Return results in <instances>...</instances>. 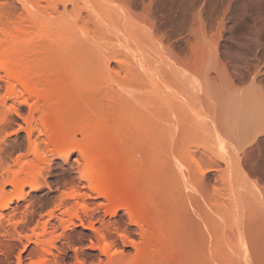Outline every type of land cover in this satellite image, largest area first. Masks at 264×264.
<instances>
[{
	"label": "bare ground",
	"instance_id": "1",
	"mask_svg": "<svg viewBox=\"0 0 264 264\" xmlns=\"http://www.w3.org/2000/svg\"><path fill=\"white\" fill-rule=\"evenodd\" d=\"M167 1L0 0L8 92L60 147L1 178L0 264H264V0L246 38L234 0Z\"/></svg>",
	"mask_w": 264,
	"mask_h": 264
},
{
	"label": "rangeland",
	"instance_id": "2",
	"mask_svg": "<svg viewBox=\"0 0 264 264\" xmlns=\"http://www.w3.org/2000/svg\"><path fill=\"white\" fill-rule=\"evenodd\" d=\"M197 1V0H196ZM208 1V0H206ZM258 1V0H257ZM256 0H234L231 2L230 11H229V24L226 26L227 32H231L235 35H242L244 38L246 33H249L251 28V22L256 23L258 20L252 21L251 16H246L245 11L249 12L250 10L254 12V6H256ZM168 4L170 1H167ZM178 2V1H177ZM179 1L178 4L175 3L174 5H170L172 7L171 9L178 8L180 5L184 4L186 5V1L183 0ZM191 3V1H187V3ZM195 2V0H192V3ZM211 5L207 6L206 9L207 12L211 10L212 12H216L217 10H220V8L226 3V0H210ZM189 3V4H190ZM191 3V4H192ZM167 3H165L166 7H169ZM168 5V6H167ZM176 6V7H175ZM178 6V7H177ZM251 6V7H250ZM165 7V8H166ZM174 7V8H173ZM208 7V8H207ZM211 7V8H209ZM249 9H247V8ZM180 8V7H179ZM246 8V9H245ZM169 9V8H167ZM250 11V12H251ZM248 15V14H247ZM251 20V21H249ZM252 23V26H253ZM254 23V24H255ZM248 25H250L248 27ZM226 31L224 33V38H222L221 44L223 47V53L224 57L226 58V62L230 60L234 55L238 56V58L241 57L239 54V47L235 46L236 44H233V41L227 40L226 37ZM246 38V37H245ZM233 44V45H232ZM237 47V49L235 47ZM234 49V50H233ZM234 51V52H231ZM237 51V52H236ZM233 55V56H231ZM75 70V69H74ZM77 74V72L75 71ZM74 73V75H76ZM11 92V91H10ZM14 95L8 92V83L7 79L5 78V75L3 74V71L0 70V180L1 178H9L15 173L17 174L19 171L18 161L22 158H26V162L30 161L32 166H37V161L35 160V154L41 155L42 159L45 158V162L50 161L51 165L56 161L59 160L56 158L57 154H55L58 148L55 146L51 140H48L45 129H46V122L40 118V115H37L34 113V111L29 113V106L34 104L35 99L32 97H29L23 91L17 87V91L13 92ZM37 101V100H36ZM4 102V103H1ZM26 103L30 104L27 105ZM4 104V105H2ZM28 106V107H27ZM32 115V116H31ZM75 124V123H74ZM77 126V125H76ZM74 127L79 128V127ZM72 127V126H71ZM72 127L71 130L74 129ZM77 132V131H73ZM72 133V131H71ZM73 134V133H72ZM75 134V133H74ZM80 132L76 133L74 135V140L71 141L75 145H80L81 141L83 140L82 137L79 135ZM30 135V136H29ZM72 137V136H71ZM70 145V144H69ZM70 147V146H69ZM73 147V146H72ZM50 152L55 154L52 158H49ZM55 152V153H54ZM73 151L71 155V161L73 158H75L77 155H75ZM51 154V155H53ZM77 154V153H76ZM75 156V157H74ZM48 157V158H46ZM51 157V156H50ZM55 158V159H54ZM47 159V160H46ZM54 161V162H53ZM39 162V161H38ZM29 163V162H28ZM41 162L38 163V165ZM43 164V163H42ZM40 164L39 166H41ZM46 164V163H45ZM44 165V164H43ZM42 165V166H43ZM34 166V167H36ZM41 166V167H42ZM47 165H45L46 168ZM40 168V167H38ZM40 170V169H39ZM43 170V171H42ZM42 171V172H40ZM39 172L41 173V176L46 179L51 186L53 185V188L55 187L53 182L56 180V173L55 170H53L55 173L52 172V176H49L46 172L47 170L42 167V169ZM23 176L22 174H19V176ZM11 191V187H7V192ZM44 190V189H43ZM26 191H28L26 189ZM46 190L44 191H38L33 196L36 197V205L42 206L46 203H48L49 198H51L49 195H45ZM17 243V242H16ZM15 242L12 244V249L15 251L18 244ZM88 244V243H87ZM20 249V246H18ZM17 248V249H18ZM83 252L88 253L87 249L84 247L82 248ZM131 250L127 249L125 252L130 253ZM219 264H222L219 260Z\"/></svg>",
	"mask_w": 264,
	"mask_h": 264
}]
</instances>
